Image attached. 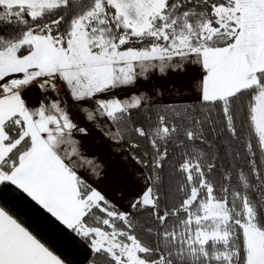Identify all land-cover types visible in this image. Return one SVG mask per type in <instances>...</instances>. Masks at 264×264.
I'll return each mask as SVG.
<instances>
[{"label": "snow or ice", "instance_id": "6c2138e0", "mask_svg": "<svg viewBox=\"0 0 264 264\" xmlns=\"http://www.w3.org/2000/svg\"><path fill=\"white\" fill-rule=\"evenodd\" d=\"M189 65L198 106L138 124L148 97L118 93ZM64 96L108 140L150 146L135 158L150 174L127 210L80 174L102 166ZM9 189L80 240L88 264H264V0H0ZM0 264H67L2 195Z\"/></svg>", "mask_w": 264, "mask_h": 264}, {"label": "trees", "instance_id": "16d2710c", "mask_svg": "<svg viewBox=\"0 0 264 264\" xmlns=\"http://www.w3.org/2000/svg\"><path fill=\"white\" fill-rule=\"evenodd\" d=\"M198 100L190 101H174V102H148L147 107L141 110L140 114H134V118L138 121V124L147 126L149 123L147 117L151 116L152 120H155L156 113L169 106H198ZM122 144L126 147L131 158L136 162V157L142 156L144 152H150V146L146 144L140 138L126 136ZM132 144H138V148H133ZM170 151V158L164 164L165 176L170 171V165L175 162L176 157L172 155V149ZM137 163V162H136ZM219 165H225L224 161H218ZM138 164V163H137ZM143 170L145 176L149 175V169L144 165L139 164ZM5 202L19 215L22 219L29 224L33 230L38 232L43 239H45L66 261L67 264H88L90 259V253L87 247L78 239L64 232L58 226L53 227L52 223L42 218L40 214L34 209V206L30 205L27 200L20 197L19 194L9 189L0 193ZM114 204V203H113Z\"/></svg>", "mask_w": 264, "mask_h": 264}, {"label": "rangeland", "instance_id": "374dc122", "mask_svg": "<svg viewBox=\"0 0 264 264\" xmlns=\"http://www.w3.org/2000/svg\"><path fill=\"white\" fill-rule=\"evenodd\" d=\"M195 97H198L197 93L195 94ZM151 99L152 98H149L147 101H156ZM156 102H158V100ZM163 102H172V100H163ZM69 110L72 112L73 119L79 125L80 118H77L78 120L74 118L75 115L79 117V111L75 107H72L71 109L69 108ZM89 130L90 132H88L87 136L80 137L79 134H77V137L82 141L83 152L87 156L95 158L102 166V173L101 176H93L91 173L86 172L87 174H83V177L87 179L89 183H92L94 187L98 186L107 198L119 209L127 210L129 201L141 192L145 179L143 178L139 183L135 182V179L137 180V174L133 176L132 173L127 172L128 168L123 157L124 154H126V157L129 158L133 164H136V166L139 167V170L142 169L139 164L131 158L122 142L116 143L110 141L103 136L102 133L99 135L95 132L93 128H89ZM96 148H99V150L101 149L103 152H95ZM114 165L119 166V168L117 167V172L122 178L119 175L117 178L114 175V172H110V174L107 175V167H110V170H116V168L114 169ZM119 170L125 175L126 179L123 178Z\"/></svg>", "mask_w": 264, "mask_h": 264}, {"label": "crops", "instance_id": "0c3cea01", "mask_svg": "<svg viewBox=\"0 0 264 264\" xmlns=\"http://www.w3.org/2000/svg\"><path fill=\"white\" fill-rule=\"evenodd\" d=\"M194 71L195 68L191 65L187 66L182 71L168 70L164 74H161L158 71H154L152 74H150L148 79L141 78L138 80L135 86L127 88L128 92L124 96H127L131 93H144L146 94L148 99L152 98L151 100H158V102H163V100H172V102L198 100V98L195 97L196 92L189 86L190 78L193 75ZM124 96H122V98ZM53 98L55 99L56 97L54 96ZM61 99L67 100L68 108L71 109L72 107H75L80 112H78V119L80 118L79 126L88 128V132H90L89 128H93L95 132H97L99 135L101 134V131L97 130L89 121H87L85 113L82 112L77 105L73 104L70 98L64 96L61 97ZM89 107H91V105H89ZM70 113L72 112L70 111ZM95 152L103 151L101 149L99 150V148H96ZM123 157L127 164V172L132 173L133 176L137 174V180L135 179V182L139 183L140 180H142L146 176H144L142 170H139V167L136 166V164H133V162H131V160L126 157V154H124ZM117 167L119 168V166L114 165V169L116 168V170H110V167H107V175H109L110 172H114V175L118 178V175L120 176V174L117 172ZM119 172L122 174L123 178L126 179L121 170H119ZM101 173L102 170L99 176H101ZM80 174L83 176V174L87 173L81 172Z\"/></svg>", "mask_w": 264, "mask_h": 264}, {"label": "built area", "instance_id": "2783aa9c", "mask_svg": "<svg viewBox=\"0 0 264 264\" xmlns=\"http://www.w3.org/2000/svg\"><path fill=\"white\" fill-rule=\"evenodd\" d=\"M128 92V89H125L123 92L118 93L121 97L124 96ZM75 119H77V115L74 116Z\"/></svg>", "mask_w": 264, "mask_h": 264}]
</instances>
